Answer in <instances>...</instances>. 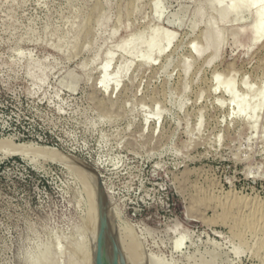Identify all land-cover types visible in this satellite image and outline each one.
I'll use <instances>...</instances> for the list:
<instances>
[{
  "label": "rangeland",
  "instance_id": "obj_1",
  "mask_svg": "<svg viewBox=\"0 0 264 264\" xmlns=\"http://www.w3.org/2000/svg\"><path fill=\"white\" fill-rule=\"evenodd\" d=\"M218 7L0 0V264H92L82 163L132 246L170 264H264V37L239 32L249 6L213 22L217 51L195 53Z\"/></svg>",
  "mask_w": 264,
  "mask_h": 264
},
{
  "label": "water",
  "instance_id": "obj_2",
  "mask_svg": "<svg viewBox=\"0 0 264 264\" xmlns=\"http://www.w3.org/2000/svg\"><path fill=\"white\" fill-rule=\"evenodd\" d=\"M82 166L91 176L96 197L97 228L92 245V264H139L119 215L110 210V201L101 174L95 167L85 163ZM115 223L121 233L120 245ZM86 264L91 263L87 260Z\"/></svg>",
  "mask_w": 264,
  "mask_h": 264
},
{
  "label": "bare ground",
  "instance_id": "obj_3",
  "mask_svg": "<svg viewBox=\"0 0 264 264\" xmlns=\"http://www.w3.org/2000/svg\"><path fill=\"white\" fill-rule=\"evenodd\" d=\"M215 4H217L218 11L215 13L212 19L206 22L205 24V32L203 35V49L198 50L194 49V52L197 54H201L203 51L210 49L212 52L217 51L218 45H219V32L214 28L213 22L219 19H223L225 17H228L230 15L236 14L239 11L242 13H246L249 6H255V11L252 14L253 23L252 25L247 29H242L239 32H244L245 30L248 31L249 34V40H250V46L254 45L261 37H264V0H213ZM225 1V3H224ZM200 8L197 7L192 14V17L200 18L201 16ZM242 18H246V14H243L240 16ZM140 41L138 40L134 45L135 49H137L138 45H140ZM144 46L146 49H149L153 46L152 42L146 41L144 42ZM110 61V55L107 54L106 60L104 64L102 65V70L105 71L108 67V63ZM28 75L33 78L34 74L33 72H28ZM41 75V74H40ZM45 77V76H44ZM105 86V85H104ZM106 87V86H105ZM97 222V221H96ZM97 228V226H96ZM96 233V232H95ZM216 237H218L216 235ZM95 238V236H94ZM121 242L118 238V242ZM184 238L182 235L178 236L174 240L173 249L174 251L177 250L183 243ZM94 242V240H93ZM120 245V244H119ZM133 249L136 253L137 259L139 264H170L168 261H165L161 256L158 254H155L152 251H147L142 246V249L140 250V246L138 249V245L135 247L133 246ZM237 248H234L232 250L235 251V254L238 252L236 251ZM233 251V252H234ZM216 252V251H215ZM217 253V252H216ZM219 254V253H218ZM173 264V263H171Z\"/></svg>",
  "mask_w": 264,
  "mask_h": 264
}]
</instances>
